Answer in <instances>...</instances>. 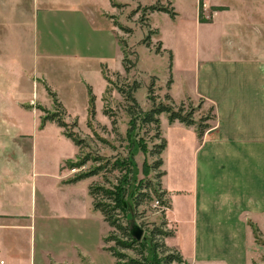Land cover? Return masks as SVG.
<instances>
[{"label":"rangeland","instance_id":"1","mask_svg":"<svg viewBox=\"0 0 264 264\" xmlns=\"http://www.w3.org/2000/svg\"><path fill=\"white\" fill-rule=\"evenodd\" d=\"M17 3L23 14L13 19L10 16L8 25L4 19L11 14L5 15L0 10V24L3 22L0 153H4L0 157L15 161L10 167L15 173L10 170L11 175L26 168L21 153H30L31 146L16 134L32 132L35 116L21 106L29 103L40 104L42 116L61 114L68 131L76 133L82 144L76 148L62 129L54 125L35 138L32 153H39L38 164L41 172L45 168L46 175L37 179L30 219L0 226V257L6 264H115L107 251L115 242L105 239L109 236L125 239L103 222L99 212L93 211L87 193L89 183L123 199L125 208L120 209L103 198L101 191L96 196V202L109 205L110 215L127 230L134 225L142 229L138 243L146 264H165L162 258L169 253L159 245H165L166 238L153 236V232L173 231L166 218L169 205H161L152 191L145 188L148 182L156 190L157 184H161V178L156 179L160 168L153 171L152 166L159 159L153 153L163 139L153 125L141 122L152 107L147 87L155 78V95L159 97L156 102L166 103L169 52L164 49L165 44L174 51L177 62L172 70L174 85L170 94L179 100L190 89L185 66L194 59L198 47L202 50L204 42L215 37L216 28L198 25L195 15L196 9L197 16L199 13L198 0H18ZM155 4L173 8L177 15L171 19L162 12L142 14L143 7ZM12 5L9 4L8 10ZM204 7L200 17L210 21L212 10L205 12ZM148 36L149 47L144 42ZM200 41H204L203 45ZM124 59L132 65L127 73ZM33 77L39 78L40 84L36 85ZM134 81L140 84L133 94L138 107L119 93V89L128 91ZM48 91L55 93L62 109L54 108ZM89 91L95 97L93 117ZM190 101L196 108L194 120L203 118L213 128L215 119L210 105L200 104L201 99ZM85 159L78 168L65 163V169L59 171L64 161L80 165ZM95 171L98 174L87 178L88 181L76 186L65 184L71 174L74 177ZM168 180L175 181L170 177ZM138 195L146 196H140L139 204ZM163 200L168 202L167 196ZM7 202L30 213L29 189L11 187ZM55 203L59 206L53 215L50 210ZM113 207L116 209L111 210ZM254 242L251 264H264V233L260 232ZM116 250L124 255L121 261L141 258L138 248Z\"/></svg>","mask_w":264,"mask_h":264},{"label":"crops","instance_id":"2","mask_svg":"<svg viewBox=\"0 0 264 264\" xmlns=\"http://www.w3.org/2000/svg\"><path fill=\"white\" fill-rule=\"evenodd\" d=\"M17 2L0 0V10L11 14L4 19L6 25L10 16L23 14ZM10 3L12 9L8 10ZM203 5L205 12L222 8L212 11L206 24L199 23L197 9L195 13L198 25L216 28V35L200 41L204 48L198 47L185 66L190 89L175 100L170 94L172 77L168 93L176 103L187 98L203 100L213 109L215 126L199 138L193 127L169 123L165 114L159 116L161 137L166 142L161 153V186L170 204L168 226L173 228L165 245L186 264H251L256 245L249 223L264 233V0H204ZM164 49L172 55V74L177 65L174 51L165 44ZM38 79L32 78L36 85ZM21 106L35 116L31 133L16 134L30 143V153H21L26 168L18 175L9 173H15L10 168L15 161L0 157V226L30 219L37 179L46 175L38 164L39 153H32L34 140L57 126L52 121L41 126L40 104ZM66 162L59 171L65 169ZM72 178L73 174L65 182L67 186L88 181L69 183ZM19 186L29 189L30 213L7 202L8 191ZM91 205L95 211L92 198ZM58 206L52 205L50 213L55 215ZM0 262L6 264L1 257Z\"/></svg>","mask_w":264,"mask_h":264},{"label":"trees","instance_id":"3","mask_svg":"<svg viewBox=\"0 0 264 264\" xmlns=\"http://www.w3.org/2000/svg\"><path fill=\"white\" fill-rule=\"evenodd\" d=\"M203 7V2L202 0H198V21L199 23L202 24H206V23H210V21L203 19L200 17V13ZM212 11H220L222 10V8H216L213 7L211 8ZM142 14H144V16L146 14L149 13H154V12H162L164 14H167L171 19H173L177 13L174 11L173 8L168 9L166 7H163L161 5H150L147 7H143L142 8ZM144 42L146 43L147 47H149L150 43H149V36L146 37V39L144 40ZM160 49H157L156 53L159 54ZM169 65H168V70H169V77L168 80L166 82V89L167 91H169L170 86L172 84V74H171V67H172V55L169 52ZM123 67L125 72H129L130 69L132 68L131 63L124 59L123 60ZM153 81L155 80V78L152 79ZM151 82V84L147 87V92L149 94V101L152 103V107L149 111H147L146 113H144L141 122L143 125H153L155 127V131L157 132V134H160V121H159V116L161 114H165L167 115V119L169 123H173L175 121L184 124L187 127H194L196 130V133L198 135V137H202L204 135V133L210 128L209 125L206 123V120L201 118L199 119V121H195L193 118V115L195 113L196 108L193 106L192 102L190 101V99H186L185 101L180 102L179 104H176L172 97L170 96L169 93H166L164 95V99L166 101V103L164 102H156V100L159 98L158 96L155 95V83ZM140 84L137 83L136 81L133 82L131 88L128 91H125L124 89H119V93L124 97V99L128 102H131L132 105L134 107H138L137 102L133 96V94L137 91V89L139 88ZM48 89V88H47ZM52 101H53V106L54 108H60L62 109V105L60 102L57 101L56 95L55 93H52L51 91H48ZM89 110H90V115L91 117L94 116V101H95V97L93 95L92 92L89 91ZM203 103V100L200 101V104ZM199 107V105H198ZM40 109V108H39ZM43 112H45L44 109H42ZM64 112V110H62ZM211 111L213 112V109L211 108ZM106 114V112H105ZM61 114H57V113H51V114H47L42 118V122H41V126L44 125V123L46 121H52L55 122L56 125L61 128L63 130V135L68 138L69 140L72 141V143L76 146V147H80L82 144V140L79 139L78 135L72 131H68V124L61 118L60 116ZM107 115V114H106ZM213 119H215V115H213ZM74 127H76V125H74ZM160 144L157 145L158 151L153 153V155L158 154L159 155V159L154 163V165L152 166L153 171H157L158 168H160V166L162 165V160L160 158L161 152L164 150L166 142L164 139L160 140ZM87 161V159H85L84 161H82V163L80 165H78L77 163H72V162H66L67 164H69L71 167L73 168H78L79 166H82L83 163H85ZM100 169V168H99ZM98 174V171L95 172H91V173H84V174H77L75 175L72 179H70L68 182L69 183H76L80 180L89 178L90 176H94ZM163 176V173L157 172V176L156 179H160ZM158 185V190L155 189L154 185H152L150 182H148L145 186V188H148V190L150 189L153 193V195L157 198V200L159 201V203L161 205H169L167 206L168 208L170 207L169 201H165L163 200V198L165 196H167L166 191L162 190L160 188L161 184H157ZM101 191L103 193V198L106 199H110L116 208H125L122 204V199H120V197H118V194L115 195V193L110 192L109 190L104 189L103 187H98V186H94L91 185L89 186V195L92 198V203H93V208L94 210L100 212V214L103 217L104 222L111 228H114L115 230H117L123 238L125 239L124 241L117 239L116 237L112 238L111 236L107 237L105 239V242H111L114 241L115 242V246L110 247L107 251L112 255V257L114 258L115 264H146V260L144 257V251L142 249V246L140 245V243H138V241H136L133 237H131L130 235V231L127 230L125 227H123L119 221L117 219H114L111 215H110V207L109 205L106 204H101L99 202H96V196L98 194V192ZM141 197H146L144 195H138L137 199V204H139L141 202L140 199ZM118 206V207H117ZM115 207H113L114 210L116 209ZM249 226L252 230V233L254 235L255 241H258V237L260 235L259 229L252 223H249ZM163 236L165 238L167 237H171L173 235L172 231H168V232H163L161 230H156L153 232V236ZM140 250H136L138 252V255L141 257L140 259H134V258H127L123 261L122 258H124V255H122L121 253H119L116 248H120V249H137ZM160 247L164 248V251L169 253L167 254L165 257L162 258L163 263L165 264H173V263H177V264H182L183 260L181 258V256L174 250L169 249L168 247H166L164 244L159 245ZM157 247V246H156Z\"/></svg>","mask_w":264,"mask_h":264},{"label":"water","instance_id":"4","mask_svg":"<svg viewBox=\"0 0 264 264\" xmlns=\"http://www.w3.org/2000/svg\"><path fill=\"white\" fill-rule=\"evenodd\" d=\"M122 204L125 207V203L122 199ZM142 229H140L137 225L132 226L130 230V235L133 237L136 241H140L142 238Z\"/></svg>","mask_w":264,"mask_h":264},{"label":"built area","instance_id":"5","mask_svg":"<svg viewBox=\"0 0 264 264\" xmlns=\"http://www.w3.org/2000/svg\"><path fill=\"white\" fill-rule=\"evenodd\" d=\"M0 264H3V262H0Z\"/></svg>","mask_w":264,"mask_h":264}]
</instances>
